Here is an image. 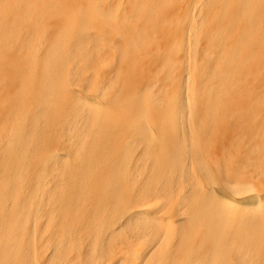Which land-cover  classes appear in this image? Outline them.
Masks as SVG:
<instances>
[{"label": "bare ground", "instance_id": "bare-ground-1", "mask_svg": "<svg viewBox=\"0 0 264 264\" xmlns=\"http://www.w3.org/2000/svg\"><path fill=\"white\" fill-rule=\"evenodd\" d=\"M0 264H264V0H0Z\"/></svg>", "mask_w": 264, "mask_h": 264}]
</instances>
